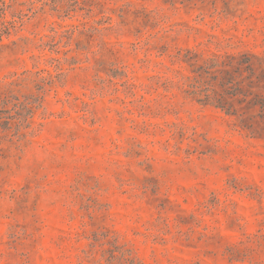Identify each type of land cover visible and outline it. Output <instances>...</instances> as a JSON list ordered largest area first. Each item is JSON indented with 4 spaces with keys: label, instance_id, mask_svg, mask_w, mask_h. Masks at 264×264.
<instances>
[{
    "label": "rangeland",
    "instance_id": "374dc122",
    "mask_svg": "<svg viewBox=\"0 0 264 264\" xmlns=\"http://www.w3.org/2000/svg\"><path fill=\"white\" fill-rule=\"evenodd\" d=\"M187 49L264 54V0H0V264H264V138Z\"/></svg>",
    "mask_w": 264,
    "mask_h": 264
},
{
    "label": "trees",
    "instance_id": "16d2710c",
    "mask_svg": "<svg viewBox=\"0 0 264 264\" xmlns=\"http://www.w3.org/2000/svg\"><path fill=\"white\" fill-rule=\"evenodd\" d=\"M186 94L234 119L247 134L264 138V54L186 50Z\"/></svg>",
    "mask_w": 264,
    "mask_h": 264
}]
</instances>
